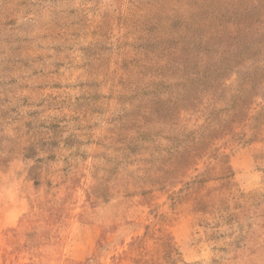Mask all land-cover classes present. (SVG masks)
Returning <instances> with one entry per match:
<instances>
[{
	"label": "rangeland",
	"instance_id": "374dc122",
	"mask_svg": "<svg viewBox=\"0 0 264 264\" xmlns=\"http://www.w3.org/2000/svg\"><path fill=\"white\" fill-rule=\"evenodd\" d=\"M0 264H264V0H0Z\"/></svg>",
	"mask_w": 264,
	"mask_h": 264
}]
</instances>
